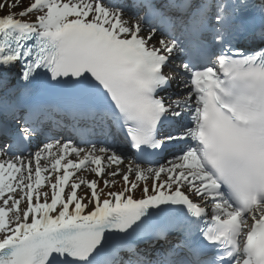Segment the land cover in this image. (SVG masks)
<instances>
[{"label":"snow or ice","instance_id":"1","mask_svg":"<svg viewBox=\"0 0 264 264\" xmlns=\"http://www.w3.org/2000/svg\"><path fill=\"white\" fill-rule=\"evenodd\" d=\"M0 264H264V0H0Z\"/></svg>","mask_w":264,"mask_h":264},{"label":"bare ground","instance_id":"2","mask_svg":"<svg viewBox=\"0 0 264 264\" xmlns=\"http://www.w3.org/2000/svg\"><path fill=\"white\" fill-rule=\"evenodd\" d=\"M23 1H27V0H23ZM174 84H175V87H174V88H175V92H177V93H181V90H182V88H183V85H178V83H177L176 80H174ZM181 94H182V93H181ZM171 159H172V158H171ZM171 159H170V160H171ZM167 161H169V160H167ZM167 161H165L164 164H165ZM164 164H162V165H164ZM142 167H145V166L142 165ZM145 168H147V167H145ZM81 175L88 176L89 179H92V178H93V176L89 175L87 171L81 173ZM133 178H134V177H133ZM141 183H143V182H141ZM150 183H151V181L149 180V184H150ZM49 191H50V190H49ZM80 194H81V195L83 194V189L80 190ZM137 196H139V193H137Z\"/></svg>","mask_w":264,"mask_h":264},{"label":"rangeland","instance_id":"3","mask_svg":"<svg viewBox=\"0 0 264 264\" xmlns=\"http://www.w3.org/2000/svg\"><path fill=\"white\" fill-rule=\"evenodd\" d=\"M24 4H27L28 3V0L27 1H23ZM19 9H17L18 11ZM5 11H7V9H5Z\"/></svg>","mask_w":264,"mask_h":264}]
</instances>
